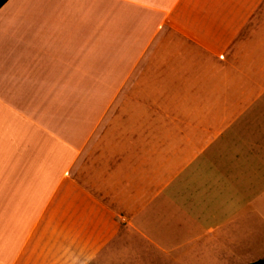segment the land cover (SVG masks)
I'll use <instances>...</instances> for the list:
<instances>
[{"label":"crops","instance_id":"0c3cea01","mask_svg":"<svg viewBox=\"0 0 264 264\" xmlns=\"http://www.w3.org/2000/svg\"><path fill=\"white\" fill-rule=\"evenodd\" d=\"M260 93L264 104V0H8L0 264H215L233 243L192 192L226 182L247 147L258 156L243 164L264 168V113L261 130L190 149L164 138L170 121L193 127ZM170 152L194 154L172 178ZM142 231L164 233L147 240L160 257L132 241ZM139 248L141 261L110 258Z\"/></svg>","mask_w":264,"mask_h":264},{"label":"rangeland","instance_id":"374dc122","mask_svg":"<svg viewBox=\"0 0 264 264\" xmlns=\"http://www.w3.org/2000/svg\"><path fill=\"white\" fill-rule=\"evenodd\" d=\"M255 99L257 100L254 101ZM255 99H251V103L244 106H230L228 109L226 105L218 106L217 110L214 111L213 118L208 117L210 115V110H208L203 114V121L195 122L193 127H188L191 122L170 121L168 124L170 138H164V142H166L164 144H169L171 147L173 145H176L175 147L183 145L190 149L195 145H205L211 143L212 140L215 141L219 132H225L230 128L261 130V113H264V104H261V93L257 94ZM187 123L189 125L183 126ZM178 132H181L179 136H173L172 133ZM257 139L260 138H254V140ZM154 140L155 143L161 144V138L155 137ZM240 151L233 158L236 165L229 170V178L224 177V179H228L226 182L222 181L223 177H219L218 182L217 177L210 175L207 181L212 185L210 191L192 192L195 195L194 199L197 207L195 209L197 210L200 207L202 210H210L209 216L215 218L216 224L223 226L217 233L218 241L220 242L221 238L222 242L226 239L228 242L232 241L233 243V248L229 247L230 243L223 249H221L222 245L218 246V249H216L217 262L215 264H247L264 259V168L246 167L247 164L244 165L243 163H252L247 160L250 158L255 159L258 154L252 152L249 147ZM169 155L171 158V168L169 170L171 178L179 174L182 165L188 163L186 161H192L194 158L193 153L176 154L170 152ZM178 159L181 163L175 165L174 162H177ZM192 172V168L188 170L191 175ZM215 211L218 213L215 214ZM156 229L161 228L157 227ZM181 234L184 237L188 235L184 232H181ZM132 236V241L145 244L149 249H152V257L161 256L160 250L151 248L147 240H155L161 244V241H166L162 238L164 236L163 232L150 233L142 231L134 233ZM120 251L121 249L110 258L116 256L118 259H129L128 262H131L138 259L141 261L142 257L147 256V250L141 248Z\"/></svg>","mask_w":264,"mask_h":264},{"label":"trees","instance_id":"16d2710c","mask_svg":"<svg viewBox=\"0 0 264 264\" xmlns=\"http://www.w3.org/2000/svg\"><path fill=\"white\" fill-rule=\"evenodd\" d=\"M8 0H0V8L7 2ZM247 264H264V259H260Z\"/></svg>","mask_w":264,"mask_h":264}]
</instances>
